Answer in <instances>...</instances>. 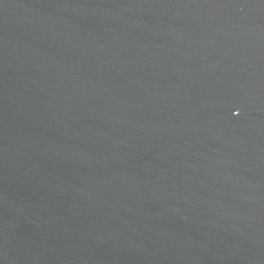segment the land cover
Segmentation results:
<instances>
[{
	"label": "water",
	"instance_id": "1",
	"mask_svg": "<svg viewBox=\"0 0 264 264\" xmlns=\"http://www.w3.org/2000/svg\"><path fill=\"white\" fill-rule=\"evenodd\" d=\"M0 264H264V0H0Z\"/></svg>",
	"mask_w": 264,
	"mask_h": 264
}]
</instances>
